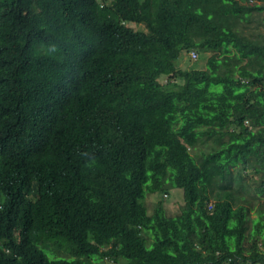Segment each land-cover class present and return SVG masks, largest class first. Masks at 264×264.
I'll list each match as a JSON object with an SVG mask.
<instances>
[{"label": "trees", "instance_id": "1", "mask_svg": "<svg viewBox=\"0 0 264 264\" xmlns=\"http://www.w3.org/2000/svg\"><path fill=\"white\" fill-rule=\"evenodd\" d=\"M257 18L264 24V0H0V264H264ZM192 50L210 52L205 69L179 67ZM145 102L141 119L118 118L123 132L105 134L118 105ZM83 115L92 120L78 132L107 142L57 151L55 172H74L36 196L30 158ZM80 155L137 177L88 205L80 183L92 170ZM141 178L167 194L181 188V212L158 201L149 213Z\"/></svg>", "mask_w": 264, "mask_h": 264}, {"label": "clouds", "instance_id": "2", "mask_svg": "<svg viewBox=\"0 0 264 264\" xmlns=\"http://www.w3.org/2000/svg\"><path fill=\"white\" fill-rule=\"evenodd\" d=\"M97 1L99 2L100 6H103V4L108 0H97ZM43 46H44L45 54L47 55V58H48L50 54L52 53V50L50 49V45L46 46L43 44ZM188 52L192 60L197 59V55H198L197 53H194L193 50L188 51ZM85 54L88 60L90 61V58L92 54L94 53H92V51L89 50V52L85 51ZM204 54H207L205 57V61H206V58L210 54V52H206ZM179 58H180V55H179ZM182 69H185V68H182ZM186 69H192V68H186ZM202 69H205V65ZM74 106H75V109L78 111V106L75 101H74ZM147 108H148L147 102L143 104H137V105H131V104L118 105L117 114H115V116L112 119L108 120L104 124L103 130L105 134L107 136L117 137L118 131L119 130L122 131L121 124L118 118H120L122 123L126 125L130 117H134L137 120L141 119V114H143ZM83 117L84 118L78 121L76 120L77 122L76 126L80 125L77 129L75 128V130H67V131L59 132L54 137H52L51 135L50 137L45 139L42 143H40L37 146L34 152V157L30 158L31 160L35 161L36 166H37V167H32L31 169L32 181H31V186H30L31 188L34 187L36 189V196L40 192L39 185L44 183L46 180L53 179L55 175H57L58 178H60L64 176L66 173H67L66 178H69L74 172L75 165L70 167L68 172H67L66 166L62 167L61 165L60 171L58 173L55 172L54 166L56 165L57 160L55 159L56 155L54 154L57 151L60 150L65 153L68 151L69 147H72V148L76 147L80 149V152L82 154V152L87 147H95L93 149L95 150L107 142V139L104 137L103 133L101 134L96 131L78 132V129H80L84 124L92 120L90 116L86 117L85 115H83ZM53 138L56 139V141ZM49 146H51L55 152L53 153L49 152L47 150ZM79 157L81 158L80 160H83L85 165L92 170L91 175H86L80 183V189L83 192V194L85 195V191H87L89 194L88 197L85 195V200L88 205L91 204L92 202L93 203L97 202L99 199V194L106 191L108 186L110 189H112L115 187L119 188L121 186H124V183L131 184V180L136 178L138 174L137 172L130 179H127L126 173L124 172L122 165H120L116 169L110 170L109 165L107 163H104V159H100V157L92 158L89 155L84 156V157H81L80 155ZM149 175L150 176H148V178L153 177L151 176L152 175L151 172H149ZM161 179L163 180L162 182L164 181L168 182L167 177L162 176ZM99 180H103L106 184L103 186L99 185L97 183ZM137 186H140L142 188L144 197L141 195L140 196L141 198L143 197L142 201L144 205L149 195L157 194L155 197V200L153 201L154 205L159 201L165 207L166 213L169 214L167 212L165 203L166 201H168V197L170 193L167 194L166 192H162L160 189H155L153 187V181L151 179L149 180L146 179L145 181V178H141L137 182ZM150 187H152V190L146 193V190L151 189ZM179 189L181 188L173 187L171 190H179ZM184 204H185V199H184V192H183V201L178 204V211L175 214H178L181 212V209L182 207H184ZM212 204L213 202H209L208 207H207L208 210L212 209ZM153 207L151 209H147V211L151 213ZM107 212H111V211H107ZM175 214H170V215H175ZM110 215L111 213H109L108 216ZM8 219H9L8 221L12 223V220H10V218ZM22 243L27 245V241L22 242ZM15 244L20 245L21 243H15Z\"/></svg>", "mask_w": 264, "mask_h": 264}, {"label": "rangeland", "instance_id": "3", "mask_svg": "<svg viewBox=\"0 0 264 264\" xmlns=\"http://www.w3.org/2000/svg\"><path fill=\"white\" fill-rule=\"evenodd\" d=\"M259 23V24H258ZM129 26L133 27L136 30H146L145 27H143V24L140 23H134V22H130ZM143 27V28H142ZM252 30L249 31H253V32H262L264 33V24L260 23V19L257 18L254 20V22L251 24ZM207 54H199L197 55V59L196 60H192L189 52L188 51H182L180 53V58L177 59L180 68H195V69H202L204 67V63H205V57ZM168 89H174L173 86L169 85L166 86ZM157 194H153V195H149L147 197V200L145 202V205L147 207V209H151L154 206V200ZM183 201V191L181 189L179 190H171L169 197H168V201H166L165 205L167 208V212L169 214H175L178 211V204L180 202ZM252 216H255L254 214ZM104 264H110V263H104Z\"/></svg>", "mask_w": 264, "mask_h": 264}, {"label": "built area", "instance_id": "4", "mask_svg": "<svg viewBox=\"0 0 264 264\" xmlns=\"http://www.w3.org/2000/svg\"><path fill=\"white\" fill-rule=\"evenodd\" d=\"M222 264H228L227 262H225V263H222Z\"/></svg>", "mask_w": 264, "mask_h": 264}]
</instances>
